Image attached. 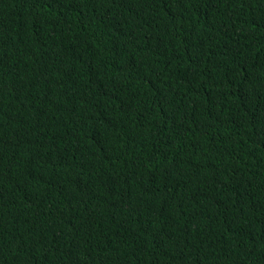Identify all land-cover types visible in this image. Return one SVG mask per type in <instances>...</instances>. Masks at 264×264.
Here are the masks:
<instances>
[{"label":"trees","instance_id":"1","mask_svg":"<svg viewBox=\"0 0 264 264\" xmlns=\"http://www.w3.org/2000/svg\"><path fill=\"white\" fill-rule=\"evenodd\" d=\"M0 264H264V0H0Z\"/></svg>","mask_w":264,"mask_h":264}]
</instances>
